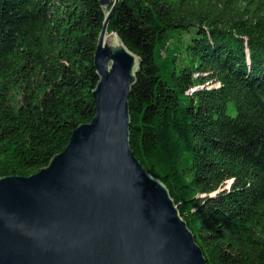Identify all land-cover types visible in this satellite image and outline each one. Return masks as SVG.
<instances>
[{"label": "trees", "instance_id": "1", "mask_svg": "<svg viewBox=\"0 0 264 264\" xmlns=\"http://www.w3.org/2000/svg\"><path fill=\"white\" fill-rule=\"evenodd\" d=\"M99 0H0V178H27L95 116ZM140 61L130 149L207 264H264V0H120ZM228 184V186H227Z\"/></svg>", "mask_w": 264, "mask_h": 264}, {"label": "water", "instance_id": "2", "mask_svg": "<svg viewBox=\"0 0 264 264\" xmlns=\"http://www.w3.org/2000/svg\"><path fill=\"white\" fill-rule=\"evenodd\" d=\"M119 1L99 0L93 119L36 174L0 178V264H207L167 188L131 152L140 61L108 33Z\"/></svg>", "mask_w": 264, "mask_h": 264}, {"label": "rangeland", "instance_id": "3", "mask_svg": "<svg viewBox=\"0 0 264 264\" xmlns=\"http://www.w3.org/2000/svg\"><path fill=\"white\" fill-rule=\"evenodd\" d=\"M109 35H112V34H109ZM227 186H228V184H227Z\"/></svg>", "mask_w": 264, "mask_h": 264}]
</instances>
